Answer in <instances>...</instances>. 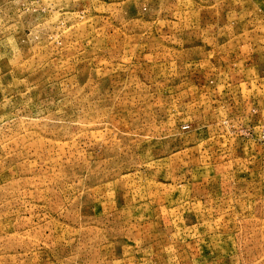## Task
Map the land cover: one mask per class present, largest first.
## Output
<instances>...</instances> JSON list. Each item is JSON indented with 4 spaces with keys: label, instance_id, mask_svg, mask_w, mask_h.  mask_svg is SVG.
<instances>
[{
    "label": "rangeland",
    "instance_id": "obj_1",
    "mask_svg": "<svg viewBox=\"0 0 264 264\" xmlns=\"http://www.w3.org/2000/svg\"><path fill=\"white\" fill-rule=\"evenodd\" d=\"M0 264H264V0H0Z\"/></svg>",
    "mask_w": 264,
    "mask_h": 264
}]
</instances>
